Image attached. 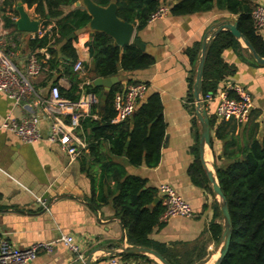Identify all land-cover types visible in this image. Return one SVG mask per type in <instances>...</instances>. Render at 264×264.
<instances>
[{
  "label": "crops",
  "instance_id": "obj_1",
  "mask_svg": "<svg viewBox=\"0 0 264 264\" xmlns=\"http://www.w3.org/2000/svg\"><path fill=\"white\" fill-rule=\"evenodd\" d=\"M17 2L18 0L11 8L3 3V12L17 13ZM169 2L170 0H166L167 4L161 7L168 8ZM255 4L264 5V0H257ZM22 6L32 21L39 22L37 32L24 33L16 28H7L5 24L1 32L15 42L14 62L21 69L29 54L35 52L44 58L48 53L47 49L34 52L28 50V40L36 38L39 30L46 27L45 21L35 14L34 8L28 9L24 4ZM74 8L83 7L74 5ZM62 11L68 12L66 8H62ZM228 19L236 20L233 15L217 10L180 17L172 16L168 12L164 18L149 22L140 32L137 33L135 29L134 38H138L145 45V52L153 57L154 64L146 70L122 72L116 76L118 83L126 85L129 81L142 82L148 87L147 94L159 95L165 132L156 168L131 167L124 159L114 161L123 165L129 176L143 179L146 188L155 189L158 203H161V198L157 187L164 183L175 188L188 203L192 217H178L161 223L160 228L149 235V240L167 248L175 245L174 249L179 252L202 248L203 251L195 257L194 264H214L219 257L221 241L217 244L211 238L209 226L216 223L222 227L223 221L221 215L215 218V207L219 210V199L213 194L211 185L208 183L210 190L199 188L188 175L189 167L195 160L193 148L196 146L195 133L198 134V125L195 109L192 111L188 101L187 79L191 66L185 51L195 43L201 44L207 32ZM53 27L54 22H50L45 32H50ZM261 35L264 38V31ZM89 41L90 31L87 29L80 31L76 42H73L78 60L83 63L89 62ZM239 45L241 49H227L222 53L224 62L235 69L234 74L224 83L236 84L250 95L254 110L261 113L256 120L260 124L264 119V67L258 66L248 51L240 43ZM56 77L55 73L47 70L33 80L41 99L48 97ZM79 78L82 80L80 88L91 83V80L84 78L83 72ZM57 80L56 85L59 88H70L65 78ZM95 99L98 100L97 97ZM214 109L215 104L207 106V115L213 116ZM8 115L16 120L35 115L43 117L40 106L32 101L15 106L0 93V124ZM89 117L92 120L98 119L97 115H91L90 112L85 118ZM231 126L232 123L226 127V132ZM243 127L245 128L244 124L235 125L234 130V136L239 137L240 147L247 141V130ZM47 128L48 122L42 120L40 129L43 137L47 134ZM81 134L83 131L80 128L79 135ZM210 138L214 149L212 151L205 147L203 155L204 161L209 165L214 164L213 152L220 156L223 145V142L214 138L212 129ZM105 146L108 147L107 144ZM230 149L236 150L237 146ZM86 156L87 151L71 160L56 145L45 141L24 144L15 135L6 131L0 132V237L19 249H26L35 243L53 242L62 235H70L79 249L78 255H74L63 245L57 244L52 253H43L29 264H78L80 259L84 260L97 248L101 250L93 255V262L108 264L109 259L116 256L111 255L110 251L117 252L122 246H130L122 223L115 217L113 206L107 204L96 209L89 203L90 183L83 171V161H88ZM92 170L96 175L98 170ZM37 199L45 202V207ZM147 259L125 262L118 258V261L121 264H161L152 257Z\"/></svg>",
  "mask_w": 264,
  "mask_h": 264
},
{
  "label": "trees",
  "instance_id": "obj_2",
  "mask_svg": "<svg viewBox=\"0 0 264 264\" xmlns=\"http://www.w3.org/2000/svg\"><path fill=\"white\" fill-rule=\"evenodd\" d=\"M28 9L34 8L35 14L45 26L54 22V27L42 38L30 39L27 48L31 52L47 49L50 55L46 62L48 72L55 73L57 79L65 78L70 88H59L64 99L76 102L83 93H90L98 98L91 107V115H97V120L84 118L80 120L83 131L81 137L87 147V159L83 161V171L90 183L89 203L92 208L111 204L115 217L120 220L130 246L152 249L159 253L169 264H194L195 257L203 251L202 248L176 251L174 246L167 248L149 240L153 230L160 228V217L164 211L161 203L152 205L156 199L155 189L146 188V182L138 177L129 176L125 167L114 159H124L131 167L145 166L154 169L160 160V150L164 138L165 123L162 118V105L157 93H148L140 101L131 119L118 124H112L115 117L114 97L123 93L129 84L117 83L106 94L103 103L100 102L102 87L92 84L83 85L79 75L72 70L78 56L73 42L77 34L88 29L90 17L84 8H74L78 0H20ZM96 5L107 7L111 2L117 6V17L135 26L136 32L143 30L150 17L165 5L166 0H92ZM257 0H170L168 12L175 17L188 16L195 13L217 10L231 14L236 18L237 29L253 47L255 52L264 58V38L253 27L251 13ZM4 5L11 8L16 0H4ZM66 8L68 12L62 11ZM15 16L17 13L13 12ZM5 26L15 30L14 23L5 18ZM70 35L74 37L68 40ZM89 62L82 63L84 78L107 79L118 76L119 73L141 71L150 68L154 59L147 52L131 44L124 48L115 47L113 40L103 33H90L87 44ZM201 44L195 43L187 48L185 55L190 63V76L187 79L188 101L194 111L192 98L193 81L196 71L197 56ZM227 49H241L239 43L228 31L217 34L208 49L202 76V97L217 93L227 78L234 74V67L222 59V53ZM207 111V109H206ZM261 113L253 110L245 123L247 141L238 146V136H234L236 121H220L209 115V127L214 131V138L223 142L222 153L214 156V170L223 193L231 221V237L227 253L221 264H264V119L260 124L256 120ZM229 131L226 132V127ZM261 125V129H260ZM247 126V127H246ZM225 128V129H224ZM244 128V127H243ZM244 128V129H245ZM260 130V133H259ZM226 132V133H224ZM196 146L193 148L195 160L188 170V175L194 185L208 189V180L198 156V134L195 133ZM260 134V135H259ZM108 145L106 148L105 145ZM237 146L236 150L230 148ZM214 143L211 141V150ZM93 168L98 172L93 174ZM215 207V218L219 217ZM211 238L219 244L222 227L212 223L209 226ZM122 261L148 260L142 255L122 254L112 256Z\"/></svg>",
  "mask_w": 264,
  "mask_h": 264
},
{
  "label": "built area",
  "instance_id": "obj_3",
  "mask_svg": "<svg viewBox=\"0 0 264 264\" xmlns=\"http://www.w3.org/2000/svg\"><path fill=\"white\" fill-rule=\"evenodd\" d=\"M4 0H0V93L7 97L15 106L33 102L40 106L42 116L14 119L11 115L5 117L0 124V132L6 131L15 135L24 144H36L45 141L56 145L71 160L80 157L86 151V143L79 135L80 120L89 115L90 109L97 103L95 96L83 93L76 102L64 99L60 95L59 86L51 85L47 98L41 99L34 87L33 80L47 71L46 62L49 54L43 58L37 53L28 55L26 64L21 69L14 62L16 44L6 34L3 19L9 18L13 23L18 19L13 13L3 12ZM168 13L167 7H160L149 19L153 22L164 18ZM251 18L253 27L259 33L264 31V5L254 7ZM47 28V26H45ZM41 28L36 38H42L47 32ZM35 39V38H34ZM82 61L77 60L72 70L80 75L83 72ZM92 83V81H91ZM91 83H86L87 85ZM148 87L145 83L136 82L126 86L123 93L114 97L115 117L112 124L122 123L132 118L135 108L147 95ZM205 109L215 104L214 115L220 121L234 120L239 125L248 122L254 110L250 95L240 86L232 83H223L215 94H207L201 98ZM48 122L47 134H41V121ZM164 211L160 222L165 223L173 218H190L193 216L188 203L169 184H160L157 187ZM37 201L45 207V202ZM57 244L63 245L71 254L78 255L79 249L70 235H62L58 240L47 243H35L26 249H19L0 237V264H29L43 253H52ZM126 245V241H124ZM83 261V259H80ZM92 264H95L94 262ZM108 264H121L116 258H110ZM125 264V263H122Z\"/></svg>",
  "mask_w": 264,
  "mask_h": 264
},
{
  "label": "water",
  "instance_id": "obj_4",
  "mask_svg": "<svg viewBox=\"0 0 264 264\" xmlns=\"http://www.w3.org/2000/svg\"><path fill=\"white\" fill-rule=\"evenodd\" d=\"M82 6L90 17L88 30L90 33H103L113 40L115 47L124 48L128 45H135L140 50L145 51V45L138 39L134 38L135 26L133 24L120 20L117 15V6L115 2H111L107 7L96 5L92 0H79L75 3V7ZM18 19L14 23L15 28L24 33H35L38 30L39 22L31 20L23 9L22 2L18 0L16 5ZM228 31L232 37L246 49L251 56L252 60L261 67H264V58H261L243 37L237 29V23L233 19L222 21L215 25V28L207 32L201 43L200 51L197 56L196 71L193 81L192 98L195 106V117L198 125V156L200 163L205 171L208 183L211 185L212 192L219 199V210L223 221L222 234H221V247L219 257L214 264H221L225 257L231 237V221L228 213L226 199L219 187L213 164H207L204 161L203 155L205 147L211 149L210 127L207 111L202 102V76L203 67L206 55L213 38L220 32ZM74 35H70L68 40L72 39ZM119 81L118 77H111L107 79L95 78L92 80L93 87H102L104 95L101 97V102H104L106 94L110 91L113 85ZM159 200L153 201V206L158 204ZM101 249H93L87 257L80 261L78 264H92L93 255ZM111 255H142L145 257H152L159 261L161 264H169L159 253L156 251L138 246H122L117 252L110 251Z\"/></svg>",
  "mask_w": 264,
  "mask_h": 264
}]
</instances>
